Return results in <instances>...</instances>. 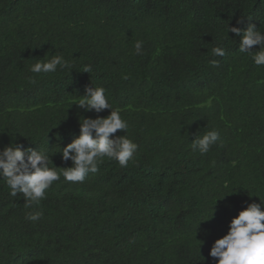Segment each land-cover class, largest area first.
I'll use <instances>...</instances> for the list:
<instances>
[{
	"label": "trees",
	"instance_id": "1",
	"mask_svg": "<svg viewBox=\"0 0 264 264\" xmlns=\"http://www.w3.org/2000/svg\"><path fill=\"white\" fill-rule=\"evenodd\" d=\"M249 23L264 33V0H0V149L72 167L61 148L97 117L75 105L94 86L129 124L116 135L139 146L127 168L105 158L83 183L61 175L31 209L0 180V264H216L214 242L264 199V66L228 32ZM55 53L72 75L29 71ZM211 130L220 141L193 151Z\"/></svg>",
	"mask_w": 264,
	"mask_h": 264
},
{
	"label": "clouds",
	"instance_id": "2",
	"mask_svg": "<svg viewBox=\"0 0 264 264\" xmlns=\"http://www.w3.org/2000/svg\"><path fill=\"white\" fill-rule=\"evenodd\" d=\"M237 24H244V19L237 21ZM228 32L241 37V53L251 56L255 65L264 66V33L257 30L255 24L249 23L246 28L228 26ZM257 45L259 51H253ZM135 54L144 55L143 41L135 42ZM211 54L220 57L227 55L222 46L212 48ZM213 64L217 62L213 61ZM73 68L72 62L62 54L55 53L50 59L47 56L39 59L30 66L29 71L36 75L66 71L72 75ZM91 72V65L83 67V73ZM28 79L29 83H36L35 75ZM105 93L103 87H86L85 94L75 104L85 112L94 111L97 117H81L79 136L61 148L63 161H71L72 167H50L54 165L50 155L40 149L25 148L23 144L12 143L0 149V180L6 183L12 197L23 195L26 209L39 206L42 200L47 199L46 191L61 175L66 181L83 183L89 173L99 171L98 166L105 158L117 161L121 168H127L129 162L135 163L139 146L127 135H116L118 132L127 133L129 124L122 119L120 110L113 108ZM105 110H111L106 118L99 115ZM193 135L195 138L191 147L201 155L207 154L220 141L218 130L207 131L202 136L199 133ZM259 201L246 204L245 209L231 220L227 234L214 242L209 255L216 264H264V199L259 198ZM42 217L43 212L35 210L25 215V219L32 222Z\"/></svg>",
	"mask_w": 264,
	"mask_h": 264
}]
</instances>
